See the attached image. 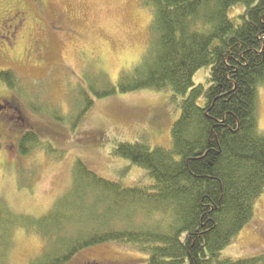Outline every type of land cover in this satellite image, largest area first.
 <instances>
[{
  "label": "trees",
  "instance_id": "obj_1",
  "mask_svg": "<svg viewBox=\"0 0 264 264\" xmlns=\"http://www.w3.org/2000/svg\"><path fill=\"white\" fill-rule=\"evenodd\" d=\"M140 4L153 16L141 61L116 83L97 73L99 84L89 85L91 94L75 91L78 105L69 111L32 99L12 70L1 69L0 81L36 113L75 127L94 97L169 87L174 99L183 97L170 146L119 142L114 154L145 169L151 179L130 186L78 158L71 187L39 217L18 213L0 198V264L17 230L44 241L28 264H71L84 251L111 243L135 247L143 264H264V250L239 259L223 255L264 193V130L257 111L264 85V0ZM234 8L242 11L232 16ZM204 67L208 84H195V73ZM18 114L12 130L16 126L19 132L22 156L36 150L57 160L65 156Z\"/></svg>",
  "mask_w": 264,
  "mask_h": 264
},
{
  "label": "rangeland",
  "instance_id": "obj_2",
  "mask_svg": "<svg viewBox=\"0 0 264 264\" xmlns=\"http://www.w3.org/2000/svg\"><path fill=\"white\" fill-rule=\"evenodd\" d=\"M240 11L234 8L231 15ZM152 19L140 0H0V70L15 72L32 99L69 111L78 105L75 91L91 94L89 85L99 84L97 73L116 83L141 61ZM208 76V68L199 69L195 84L206 86ZM182 99H174L169 87L94 97L75 127L36 113L0 81V198L18 213L42 216L71 187L78 158L126 186L150 182L145 169L114 154V148L121 141L140 140L152 147L170 146ZM17 108L32 127L40 129L43 141L65 150L64 157L57 160L44 150L20 154L19 132L16 126L12 130L20 116ZM257 108L259 128L264 130V85L258 90ZM43 247L40 236L17 230L5 264H28ZM262 250L264 193L255 200L254 217L223 255L239 259ZM141 258L131 245L111 243L84 251L71 264H143Z\"/></svg>",
  "mask_w": 264,
  "mask_h": 264
},
{
  "label": "flooded vegetation",
  "instance_id": "obj_3",
  "mask_svg": "<svg viewBox=\"0 0 264 264\" xmlns=\"http://www.w3.org/2000/svg\"><path fill=\"white\" fill-rule=\"evenodd\" d=\"M17 18H18V17H17ZM14 109H15V108H14ZM15 111H16V113H19V112H20L19 109H16ZM17 119L19 120V117H17ZM18 120H17V121H18Z\"/></svg>",
  "mask_w": 264,
  "mask_h": 264
}]
</instances>
